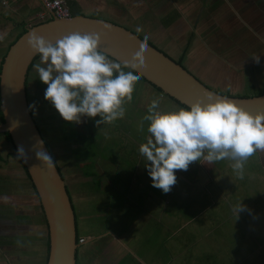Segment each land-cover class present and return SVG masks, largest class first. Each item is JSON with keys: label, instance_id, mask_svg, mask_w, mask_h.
I'll use <instances>...</instances> for the list:
<instances>
[{"label": "crops", "instance_id": "obj_1", "mask_svg": "<svg viewBox=\"0 0 264 264\" xmlns=\"http://www.w3.org/2000/svg\"><path fill=\"white\" fill-rule=\"evenodd\" d=\"M39 1L0 0V8L3 9V16L0 18V21L3 20V17L7 16L5 19L10 20L9 23H12V28H19L20 31L23 27L26 28L28 25L30 26L39 21L49 19V10L44 7L41 1L44 9H40L41 5ZM67 4L69 9L72 8L79 14L103 18L118 23L136 33L139 32L137 33L139 37L157 46L173 59L178 60L182 57L181 63L203 83L211 87L192 70L194 63L190 60L191 53L197 45V49H200V51L206 50L207 47V51H211L213 49V39H217L219 35H222L219 38L228 39L231 32L241 22H249L248 19L244 20L242 18L245 16V12L241 14L238 8L264 7V0H67ZM40 14H44V20L38 19ZM18 15L20 18L17 19L16 16ZM145 16H150L151 18L149 19L151 21L144 18ZM247 27L251 37V33L256 28L252 29L251 25ZM153 31H162L164 33L163 40H159L158 42L159 37L152 36ZM245 37L248 36L244 34ZM192 38L193 40L190 42ZM261 38H264V35ZM234 43L239 42L235 41ZM259 46L264 50V42L262 40ZM182 49H184L183 52ZM252 49L251 47L249 56L252 54L256 56V52L252 53ZM0 51L3 53L6 49L3 51L1 47ZM243 52L245 53V51ZM199 54L201 53L199 52ZM107 58L112 60L108 56ZM248 59L249 61L247 63H244V60L241 59L242 63L240 65H242L243 69L253 64V61L249 57ZM38 63H40L39 57L33 65ZM33 65L26 79L27 100H29L27 84L31 76V79L35 83H33V87L37 89L35 90L34 96L37 105L36 109L42 111L50 109L52 105L47 100H43L44 94H42L47 85L39 80L38 73ZM260 65L263 64L260 63ZM263 84L264 79L259 85L253 86L251 84L250 87L256 88ZM41 85L43 88H41ZM41 90H43L42 95L40 94ZM228 93L233 94L231 92ZM156 97H159V108L167 109L168 101L171 99L156 91L146 82L140 79L135 80L133 82L131 96L125 97L123 100L125 102L123 106L124 113L121 117L114 120V122L118 123L122 121L121 126H126L125 133L127 132V126H132L133 121L135 126H147L148 121L142 119L146 114V105L151 99ZM175 104H173L174 107H180ZM31 114L36 123L38 119L35 112L33 111ZM97 119H99V116L92 117L93 123L89 124L88 117H85L81 125L76 126L74 125L76 122L65 121L55 112L53 115H43L42 118V121L54 120L51 125H44V128H42L40 121H37L43 130V135H45L44 140L57 165V160L52 152L51 142L52 144L62 145V148H66L71 153V158L76 160V164L81 169L82 175L83 167L81 166L87 163L92 164L95 175H83L84 177L91 178L87 184L97 181L95 178L97 171L94 169V165L98 156L93 150L92 143L99 140L96 136L101 132L102 134H107L111 130L109 123L96 125L94 121ZM69 126H74L78 131L85 130L89 134V145L93 151L92 156L82 160L73 155L72 151L76 144L72 139L65 138V135L70 131ZM37 127L40 131L38 125ZM56 128L58 129L56 130ZM119 129L123 131V127L119 126ZM55 130L57 135L53 134ZM128 134H130L129 131ZM149 135L147 132L146 137ZM49 137L51 138V142ZM47 142H49L50 146ZM255 153L257 160L254 163L258 165L256 167L262 172L260 174V181L264 182V150H258ZM198 163L203 170L200 169L198 171L197 180L205 182L211 175L209 172L210 166L215 168V163L214 161V164L212 162L209 163L203 160L202 157ZM243 163L242 176H245L244 179L249 182L254 178V174L248 164L246 166V160ZM60 172L63 175L61 169ZM177 173L183 175L185 171L179 170ZM225 173V171L221 170L218 173L216 185L219 189V197L218 203L214 207V204H211V202L207 204L199 203L198 198H191V194L188 191L181 196V199H183V203L192 199L191 202L186 204V207H179V211L172 213L169 209H166V204L170 202L169 197L160 199V197H155L153 194L148 195L144 186L140 189L138 187L136 196L134 198L132 196L128 198L132 202V210H130L132 214H130L129 218L125 219L126 222L121 220V224L118 225V231L111 230L108 226L100 227L97 230L99 226L93 225L91 233L87 236L82 235L84 238L83 243L92 241H90L89 246L85 249L78 250L77 248L75 264H264V241L262 239V236H264V223H262V220H259L253 226L247 224L248 218H253L250 214L255 212L253 216H256L258 213L264 212V206L262 210V204L260 206H252L250 202L245 201L244 197L248 194L251 196V192L246 193L242 190L244 180L242 181L241 176H237L235 172L234 174ZM186 174L193 176L194 172L191 170L190 173ZM63 178L65 180L64 175ZM180 179L181 181H188L186 177H180ZM106 180L107 184H110V179ZM193 180L197 182L196 179ZM189 184L191 185V183ZM66 187L73 205V198L67 184ZM98 191H101L104 196L106 195L102 190L99 189ZM99 197L98 195L95 196V198ZM104 199L106 200L107 198ZM99 200L101 201V199ZM240 200L244 207L238 215H242V217L228 219V223L235 227L240 223L241 227L248 232L247 235H244L242 230H235L234 233L230 232L224 226V231H227V235L232 237L229 242L230 244L227 245L225 254H221V251L217 249L212 250L210 247H201L199 243L203 234H197V231L205 224L211 225L214 236L217 233L224 235V233L217 232L214 229L215 226H222L220 222L221 214L216 209L217 207H222L219 206L221 201L227 202L228 204L231 203L232 206L228 208L231 209L230 211L233 216H236V213L233 211V206ZM118 207L120 205L118 206L117 204L116 210H118ZM29 210L30 213H27L26 211ZM87 211V205L85 204L82 208H79L77 214L75 213L77 231L79 226L89 229L91 216L102 215L99 210L91 215H88L86 213ZM126 213L127 211L125 210L120 215L122 216ZM129 219L130 222L128 221ZM233 221L234 223L231 224ZM155 222L157 225H154ZM174 222H184L182 227L185 230L183 228L177 238L174 237L172 229ZM130 223L131 226L129 225ZM188 225L190 227L186 228ZM153 228L158 229L160 232L157 239H151V235H149ZM253 228H258L257 232ZM128 229H131L129 232V234L131 233L130 236H123L124 238L119 237L121 234L118 233L119 231ZM145 236H147V240H144L146 239ZM47 238V226L38 196L25 168L16 156L13 145L5 136L4 131H0V264H45ZM95 238L99 239L100 249L98 244L95 249L93 248V244L96 243ZM130 239H133L132 245L130 244ZM221 248H223V244ZM128 255L130 258L127 260ZM223 256H227V261L222 259Z\"/></svg>", "mask_w": 264, "mask_h": 264}, {"label": "clouds", "instance_id": "obj_2", "mask_svg": "<svg viewBox=\"0 0 264 264\" xmlns=\"http://www.w3.org/2000/svg\"><path fill=\"white\" fill-rule=\"evenodd\" d=\"M99 41L95 32H70L55 42L35 32L26 37L27 46L39 54L40 63L33 67L47 85L44 99L65 121L79 123L82 117L97 115L96 125L116 120L124 113V98L131 96L133 82L140 77L130 65L143 62L144 40L123 60L107 58L98 49ZM253 59L258 61L259 56ZM206 96L207 100L197 98L186 108L160 109L159 97L146 105L142 119L148 121L150 135L139 144L138 152L144 157L152 186L162 192L176 182L174 170H186L201 157L209 163L229 159L236 175L242 176L243 161L264 150V112L250 113L226 97ZM16 156L26 157L22 147ZM35 156L47 169H54L52 157L44 150ZM243 207L241 200L233 206L236 216Z\"/></svg>", "mask_w": 264, "mask_h": 264}, {"label": "rangeland", "instance_id": "obj_3", "mask_svg": "<svg viewBox=\"0 0 264 264\" xmlns=\"http://www.w3.org/2000/svg\"><path fill=\"white\" fill-rule=\"evenodd\" d=\"M39 4L41 5L40 9H44L40 1ZM238 10L241 14L245 12V16H243L242 18L244 20L248 19L249 22H241V24L231 32L230 36H228V39L219 38L222 35L217 36V39H213V49L211 51H207L208 47L206 48V50L204 49L200 51V49H197V45L195 47V50H193V52L191 53L192 56L190 60L194 63V67H192V70L195 72V74L201 77L214 89H218L224 92H231L233 94L239 93V95L246 94L248 96H251L254 93V89L251 88L250 85L252 84L253 86H257L264 79V50L259 46L261 40L264 42V38H261V36L264 35V23H262V21H264V7H245L238 8ZM2 13L3 9L0 8V18L3 16ZM5 18H7V16L3 17V20L0 21V46L2 47L3 51H5L10 41L19 32V28H12V23H9L10 20ZM16 18L18 19L20 18V16L18 15L16 16ZM144 18L150 20L149 18L151 17L145 16ZM249 25H251L252 29L256 28V30L251 33V37L249 35V29L247 27ZM152 33V36L154 35L155 37H159L158 42L159 40H163L164 33L162 31H153ZM244 34H246L248 37L244 38ZM192 40L193 38L190 42H192ZM235 41H238L239 43L235 44ZM251 47L253 48L252 53L256 52V55L259 56L260 62L259 60L255 61L253 59L254 54L249 56ZM183 50L184 49H182V52ZM243 51H245V53ZM199 52L201 54L198 55ZM3 53L0 51V57ZM248 57L253 61V64L243 69L242 65H240L242 63L241 59L244 60V63H247L249 61ZM260 63H262L263 65H260ZM33 83L34 81L30 76L27 84V92L29 95V100L27 101L28 105H32L31 108L29 107L31 113H33V111L35 112V115L40 121L42 128H44V125H51L54 120L42 121L43 115H53L55 112H58L53 106L50 108L52 111H46L50 109H46L43 111L36 109L37 105L34 96L35 90L37 89L36 87L34 89ZM41 88H43L42 85ZM42 92L43 90L40 91V94ZM173 104L175 103L172 100H169L167 109L174 107ZM124 105L125 102H123V106ZM84 118L85 117H82L81 121L76 124L74 123V125H81V122H83ZM38 120H36V123L40 128L42 137L45 139L43 130L37 122ZM88 121L89 124L93 123L92 118L88 117ZM109 125L111 126V130H109L107 134H102V132L99 135L95 134L97 135L96 137L99 140L97 139V142L92 143L93 150L98 156L95 160L94 165V169L97 171V175L95 177L97 181H95L94 183L87 184L88 180H91V178L84 177L81 174V169L77 166L76 160H73L71 158V153L66 150V148H62V145L60 146L58 144H52L50 138L51 136L49 137L52 152L65 177L64 181L71 192L75 213L77 214V212H79V208H82L85 204L87 205L88 211L86 213L88 215L96 213L98 210L102 213V215L99 216H91V220H89V229L81 228L80 226L78 227V233L80 236H87L89 233H91V228L93 225L99 226L97 230H99L100 227L108 226L109 229L118 231V225L121 224V220H123V222H126L125 219L129 218L130 214H132V211L130 212V210H132V202L128 198H130V196H132L133 198L136 196L138 187L140 189L144 186V189L146 190V193L148 195L153 194L155 197H160V199L169 197L170 202L166 204V209H169L172 213L179 211V207H186L185 205L191 202L192 199H190V201L188 202L183 203V199H181V196L183 194H186V192L188 191L190 192L189 194H191V198H198L197 200L201 204H207L208 202H211V204H214L213 207L217 205L219 197V189L216 185L218 173L221 170L225 171V174H234V170L231 168V160L225 158L219 161H214L215 164L212 162L216 167L213 168L210 166L209 172L211 175L205 182L197 180V173L200 169H202L200 168L198 161L190 162L187 169L184 170L185 173L183 175L177 173L179 170H174L176 182L171 185L170 190L165 193L162 192L159 188L152 186L151 178L147 174V170L144 167V157L138 152L139 144L146 142L147 126H135L133 121V125L127 126V132L125 133L124 131H126V126H121L122 121H119L118 123L112 121L109 123ZM119 126L123 127V131L119 129ZM69 128L71 129V126H69ZM57 129L58 128H56V130ZM56 130L53 133L55 135H57ZM128 131L130 132V134H128ZM60 136L62 135L60 134ZM47 143L50 146L49 142ZM256 160L257 155L255 152L246 159V166L248 164L249 168L253 171L254 178L247 182L244 179L245 176H241L242 181L244 180L242 184V190H244L246 193L251 192V196L248 194L244 197L245 201L250 202L252 206H260L262 204L263 210L264 182L260 181V174H262V172H260V170L256 167L258 166L256 165V163H254L256 162ZM191 170H193L195 175L193 174V176H190L186 174L190 173ZM180 177H186L188 178V181H181ZM106 179H110V184H107ZM193 179H196L197 182H195ZM188 182L191 183V185ZM86 185L87 187H85ZM99 189L102 190L106 195L104 196L101 191H98ZM97 195L100 197L95 198V196ZM104 198L107 199L105 200ZM99 199H101V201ZM117 204L118 206L120 205V207H118V210H116ZM219 206L222 207H217L216 209H218L219 214H221L220 222L222 226H215L214 229L217 232L224 233V235L217 233V235L214 236V231L211 229L210 224H205L204 226H202L201 229L197 231V234H203L200 238L201 241L199 243L201 247H210L212 250L217 249L218 251H221V254H225L227 245L230 244L229 242L231 241L232 237L227 235V231H224V226L227 227L228 231L233 233L235 230H242L243 234L247 235L248 232L243 227H241L239 222V224L236 225L237 227H235L234 225L231 226L228 223V219H238L239 217H242V215L233 216L232 212L230 211L231 209L228 208L229 206H232L231 203L228 204L227 202L221 201ZM121 210L123 212H125L126 210L127 213L121 216ZM26 212L30 213V210ZM253 214H250L253 218H248L247 224L249 226H253L254 224L258 223L259 220H262V223H264V212H260L256 216H253ZM93 219L94 221H92ZM128 221L130 222V219ZM216 222L219 223L218 221ZM233 223L234 221L231 222V224ZM183 224L184 222L173 223L172 229L175 238H177L178 235H180V233L182 232V229L184 228L182 227ZM129 225L131 226V223ZM154 225H157V223L155 222ZM188 227H190V225H188L186 228ZM257 229L258 228H253L255 232H257ZM130 230L131 229L119 231L118 233H121L119 237L122 238L126 235L130 236ZM159 233L160 232L158 231V229L153 228L150 231L149 235H151V239H157L159 237ZM145 238L146 239L144 240H147V236H145ZM210 238L211 240H209ZM262 239L264 241V236H262ZM94 240L96 243L93 244V248L95 249L98 244L100 249L99 239L95 238ZM90 241H88L89 243L87 242L88 244L83 242V244H78V250L87 248L90 244ZM132 242L133 239H130L131 245ZM222 244L223 248H221ZM129 258L130 256L128 255L127 260ZM222 259L224 261H227V256H223Z\"/></svg>", "mask_w": 264, "mask_h": 264}, {"label": "water", "instance_id": "obj_4", "mask_svg": "<svg viewBox=\"0 0 264 264\" xmlns=\"http://www.w3.org/2000/svg\"><path fill=\"white\" fill-rule=\"evenodd\" d=\"M50 18L25 28L8 46L0 64V131L8 132L16 152L22 147L25 158L20 159L38 196L47 226L48 250L45 264H75L78 242H76V220L70 195L64 178L50 149L42 137L31 114L26 94V79L29 68L38 53L26 44L30 32L55 42L70 32L99 34L98 49L115 60L126 59L144 40L138 34L118 23L74 14ZM145 41V40H144ZM143 62L130 65L134 71L179 103L188 106L199 98L207 100L206 93L233 100L250 113L264 112V93L239 96L217 92L197 78L182 63L167 55L157 46L145 41L142 49ZM38 141H42L39 144ZM44 150L54 163V169H47L35 153Z\"/></svg>", "mask_w": 264, "mask_h": 264}, {"label": "trees", "instance_id": "obj_5", "mask_svg": "<svg viewBox=\"0 0 264 264\" xmlns=\"http://www.w3.org/2000/svg\"><path fill=\"white\" fill-rule=\"evenodd\" d=\"M70 11H71V15H74V14H79L77 11H75L74 9H72V8H70ZM25 30V27H23L18 33H17V35L10 41V43H9V45L16 39V37L19 35V34H21L23 31ZM145 41H147L146 39H145ZM148 42V41H147ZM149 43V42H148ZM151 44V43H150ZM8 45V46H9ZM8 46H7V48H8ZM7 48H6V50H7ZM6 52V51H5ZM5 52L2 54V57L0 58V64H1V62H2V59H3V56H4V54H5ZM39 57V54L35 57V59L33 60V62L31 63V65H30V68H29V70L31 69V67H32V65H33V63L35 62V60L37 59ZM181 58L182 57H180L178 60H177V62L178 63H181ZM132 70V69H131ZM139 79L140 80H142V81H144V82H146L148 85H150L151 87H153L156 91H158L159 93H161V94H164L163 92H162V90L160 89V88H158L157 86H155V85H153V84H151L150 82H148L147 80H145L141 75H140V77H139ZM26 82H27V80H26ZM253 89H254V93L252 94V95H259V94H262V93H264V84L261 86V87H257V88H255V87H253ZM252 89V90H253ZM217 92H219V93H223V94H226V95H228V94H230V93H228V92H224V91H221V90H218V89H215ZM165 96H167L169 99H171L173 102H175L178 106H180V107H187V106H185L184 104H181V103H179L177 100H175V99H173V98H171L170 96H168V95H166V94H164ZM235 95H237V94H235ZM239 96H248V95H246V94H241V95H239ZM0 121H1V123H2V114H1V112H0ZM71 124V123H70ZM69 124V125H70ZM72 125V124H71ZM4 133H5V136L7 137V139L11 142V139H10V136H9V134H8V132H5L4 131ZM89 134L88 133H86V131L85 130H83V131H78L77 130V128H75L74 126H71V129H70V131L65 135V138L66 139H72L73 141H74V143L76 144V146L74 147V149H73V151H72V153H73V155L75 156V157H77V158H80V159H82V160H85V159H87L88 157H90V156H92L93 155V151L91 150V146L89 145V140H90V136H88ZM53 156V155H52ZM20 159V158H19ZM21 161V160H20ZM21 164H22V162H21ZM23 165V164H22ZM58 166V165H57ZM23 167H24V165H23ZM81 167H83V175H85V176H94L95 175V172H94V170L92 169V164L91 163H87V164H83ZM25 168V167H24ZM58 168H59V166H58ZM59 170H60V168H59ZM25 171H26V169H25ZM28 175V174H27ZM61 176L63 177V175L61 174ZM67 188V187H66ZM73 206V205H72ZM75 218H76V214H75ZM78 237H79V233H78V231L76 230V242H78ZM48 250V238H47V240H46V251ZM46 255H47V253H46ZM76 256H77V254H76ZM75 256V257H76Z\"/></svg>", "mask_w": 264, "mask_h": 264}, {"label": "built area", "instance_id": "obj_6", "mask_svg": "<svg viewBox=\"0 0 264 264\" xmlns=\"http://www.w3.org/2000/svg\"><path fill=\"white\" fill-rule=\"evenodd\" d=\"M45 8H47L56 17H67L71 15L67 0H40ZM51 16V15H50ZM44 14H40L38 19L44 20ZM82 236L78 237V244L83 242Z\"/></svg>", "mask_w": 264, "mask_h": 264}]
</instances>
